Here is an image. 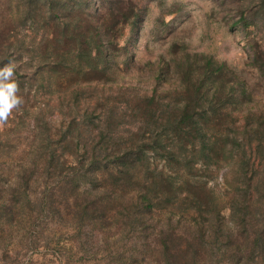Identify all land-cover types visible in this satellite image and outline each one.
I'll return each mask as SVG.
<instances>
[{
	"label": "rangeland",
	"instance_id": "obj_1",
	"mask_svg": "<svg viewBox=\"0 0 264 264\" xmlns=\"http://www.w3.org/2000/svg\"><path fill=\"white\" fill-rule=\"evenodd\" d=\"M25 1L0 0V264H188L189 228L204 236L195 264H264L250 245L264 215L262 0H131L139 17L112 30L106 63L89 35L81 48L63 31L103 0H50L52 13ZM183 53L224 63L250 97L200 111L204 145L164 123L172 95L150 122L129 101L131 88L172 90L152 68ZM130 152L125 183L113 168ZM162 233L175 235L166 250Z\"/></svg>",
	"mask_w": 264,
	"mask_h": 264
},
{
	"label": "trees",
	"instance_id": "obj_2",
	"mask_svg": "<svg viewBox=\"0 0 264 264\" xmlns=\"http://www.w3.org/2000/svg\"><path fill=\"white\" fill-rule=\"evenodd\" d=\"M30 3L33 0H27ZM41 6H48L50 0H34ZM54 1V0H53ZM23 5L27 4L25 0H21ZM262 5V19H264V0ZM55 6L49 5L48 11L55 12ZM65 13L74 14L71 6H63L61 8ZM136 3L131 0H103L102 6H97L93 9H88L87 16L82 20L81 24L78 21H73L69 26L66 24L64 28L65 44H75L76 47L84 46L86 37L89 35V41L95 48L96 55L107 62L108 47H114L112 41V30L119 24H126L133 19L135 21L139 15ZM72 11V12H71ZM107 15V24L97 22L100 14ZM75 18V17H73ZM81 21V20H80ZM135 29V26L134 28ZM132 29V30H133ZM135 32V31H134ZM249 50L254 53L252 64L261 65V56L263 51H258L255 43L248 42ZM162 65V66H161ZM156 69L152 68L151 75L154 80L161 85L167 86V77L173 79L171 84H168L172 90H164L155 86L150 93H141L137 88H131V97L133 107L137 110V115L144 121L150 122L155 116V110H159L164 106L161 102L163 98L172 95V98L180 105L178 107L168 106L164 123L169 125L171 132L176 136L182 135L187 138L198 137L200 144H205L208 140L202 135V127L200 125V111L207 109L210 114L217 116L220 109L216 107H225V103H229L234 109H240L244 105V101L249 102L250 97L244 83H240L235 72L226 66L224 63H219L212 57L197 56L183 53L182 57L168 63H162ZM263 64L261 65V67ZM166 72V73H165ZM173 72V74H171ZM139 82V81H138ZM222 107V108H223ZM206 112V110H205ZM137 152L141 151L137 148ZM131 153H126L117 158L114 164L113 171L117 173L120 180L128 183L132 181L131 169L136 159L130 157ZM95 198V197H94ZM90 194H86L83 213L88 210H96V199ZM135 202L141 206L142 210L147 211L151 208V201L146 196L139 195L135 197ZM87 208V209H86ZM84 219H89L90 215L86 213ZM186 242V261L188 264H195V257L198 251L202 248L204 239L201 231H192L190 228L182 235ZM172 243L175 241L174 234H164L160 236V242L163 248H168L167 241ZM253 251L259 249L261 255H264V215L261 221V228L255 232V236L250 242ZM195 254V255H194Z\"/></svg>",
	"mask_w": 264,
	"mask_h": 264
},
{
	"label": "clouds",
	"instance_id": "obj_3",
	"mask_svg": "<svg viewBox=\"0 0 264 264\" xmlns=\"http://www.w3.org/2000/svg\"><path fill=\"white\" fill-rule=\"evenodd\" d=\"M8 107H10V105H9V106H6V107L3 108V109H0V119H4V118H6V116H7V111H8Z\"/></svg>",
	"mask_w": 264,
	"mask_h": 264
}]
</instances>
